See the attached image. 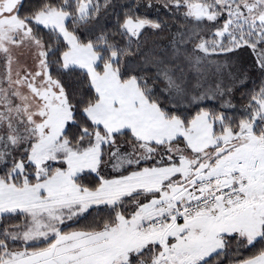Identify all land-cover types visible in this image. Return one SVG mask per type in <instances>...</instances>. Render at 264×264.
I'll list each match as a JSON object with an SVG mask.
<instances>
[{
    "label": "snow or ice",
    "instance_id": "obj_1",
    "mask_svg": "<svg viewBox=\"0 0 264 264\" xmlns=\"http://www.w3.org/2000/svg\"><path fill=\"white\" fill-rule=\"evenodd\" d=\"M0 264H264V0H0Z\"/></svg>",
    "mask_w": 264,
    "mask_h": 264
},
{
    "label": "trees",
    "instance_id": "obj_2",
    "mask_svg": "<svg viewBox=\"0 0 264 264\" xmlns=\"http://www.w3.org/2000/svg\"><path fill=\"white\" fill-rule=\"evenodd\" d=\"M237 95H239V94H237ZM240 103L241 102H237V108H239L240 107ZM248 253H245V255H247Z\"/></svg>",
    "mask_w": 264,
    "mask_h": 264
}]
</instances>
